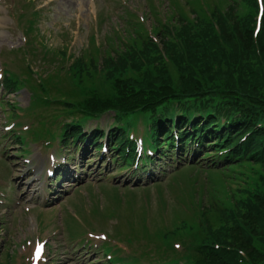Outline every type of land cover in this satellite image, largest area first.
I'll use <instances>...</instances> for the list:
<instances>
[{
	"label": "trees",
	"instance_id": "1",
	"mask_svg": "<svg viewBox=\"0 0 264 264\" xmlns=\"http://www.w3.org/2000/svg\"><path fill=\"white\" fill-rule=\"evenodd\" d=\"M223 2L202 4L192 18L181 16L173 33L158 21L154 31L162 48L146 30L140 31L141 23H130L122 33L113 31L112 42L108 39L98 53L78 55L62 76L72 86L59 91L65 93L59 101L75 116L63 126L64 141L72 138L78 144L85 139L87 121L112 113V149L121 160L132 161L135 142L127 130L142 114L147 143L160 155L177 148L181 160L220 174V180L207 181L211 191L190 183L197 194L189 202L192 212L166 233L177 234L184 250L178 252L168 239L167 255L159 264H264V14L254 33V13L238 14V3L245 1H228L226 8ZM248 5L258 9L256 1ZM93 73L104 76L102 92ZM56 75L38 83L47 97ZM8 83L17 89L15 78ZM195 144L199 148L193 150ZM187 150V155L193 153L189 159L183 158ZM241 168L237 179L230 180L226 172L233 175Z\"/></svg>",
	"mask_w": 264,
	"mask_h": 264
},
{
	"label": "rangeland",
	"instance_id": "2",
	"mask_svg": "<svg viewBox=\"0 0 264 264\" xmlns=\"http://www.w3.org/2000/svg\"><path fill=\"white\" fill-rule=\"evenodd\" d=\"M152 1L159 5L161 13L168 11L170 0ZM220 1L176 0L173 4H179L180 8L175 19L172 20L170 14H163L165 27L173 33L181 16H196V9L200 10L202 4L206 6ZM234 1L238 3V0ZM243 1L253 4L258 0ZM226 2L222 4L224 8ZM245 2L238 3L240 16L250 11ZM150 4L151 0H0V69H13L26 77L25 64L30 59L38 81L47 66L50 69L54 65L40 52L30 57L27 51L29 44L22 47L26 43L24 31L28 37L35 38V33L28 30L30 19L35 17L34 10L39 13L40 37L46 39L51 48L67 47L75 56L80 53L90 56L98 53L94 36L98 42L105 43L108 39L112 42L113 31L129 25L125 21L131 16L127 12L129 10L135 13L134 22L141 23L138 17L145 16L144 23L154 35L156 26L152 22L155 16L150 11ZM20 14L24 16L19 17ZM144 30L140 28L141 32ZM130 39L135 43L133 38ZM137 41L141 45V41ZM35 46L34 42L33 48ZM69 59L75 57L69 55L66 60ZM169 68L170 71L175 69L172 64ZM90 77L95 79L94 84L101 92L107 87L102 81L103 75L102 79L96 73ZM71 86V80L68 77L63 79L58 73L48 86L53 89L51 95L47 97L44 93L46 99L52 100L44 105L39 99L42 90L31 92L35 88L31 86L10 93L1 87L0 82V262L9 251L13 252L11 264H32L33 249L38 245H45L48 259L41 264H112L108 257L116 260L117 264H149L150 261H161L167 255L164 251L165 247L169 249L168 239L178 252H182L184 245L178 235L166 233L187 214L191 196L196 194L191 184L198 185L197 179H202L203 189L211 191L204 178L208 175L220 180L217 171L209 170L207 173L187 164L176 166L177 159L166 156V159H159L160 164L153 165L155 171L149 169L151 176L142 175L140 182H136L140 177L138 173L133 174L136 171L121 169L120 161L108 162L106 157L115 155L112 151L101 158V152L94 153L91 146L82 152L85 145L82 142L80 150L71 144H68L69 148L59 150L45 140H37L31 141L32 145L27 147L29 152H24L17 142L13 132L19 130V125L16 128L15 124L18 112L24 115L17 117L20 116L25 126L31 125V128L32 122L40 126V119L48 117L44 119V127L50 132L48 138H61L59 122H55L51 114L57 111V104L62 105L59 100L65 93L59 91ZM32 99L39 101L38 107L33 104L27 108ZM7 102L16 104L15 109ZM140 117L146 118L137 114L133 121ZM111 118V115H105L99 122H89L85 130L95 128L97 124L108 130L113 121ZM35 126L26 133L19 131L24 140L27 139L25 134L32 136ZM140 126L146 128L147 120H138L131 128L137 131ZM143 134L147 137V133ZM61 155L68 156V163ZM169 160L173 161L170 162L172 166L168 164ZM66 163L69 170L77 171L78 180L72 181L71 185L64 183L63 187L58 185L62 175L59 179L51 178L47 170H55ZM177 168H180L178 173ZM242 170L235 171L233 175L230 171L226 174L231 176L230 180L237 179ZM247 171L251 172L249 168ZM59 173L63 174L62 171ZM160 179L163 183L153 185L154 180ZM225 182L230 185V181ZM94 236L104 238L103 242L99 238L95 241ZM38 240H46V244L35 245ZM170 251L175 252L174 249Z\"/></svg>",
	"mask_w": 264,
	"mask_h": 264
}]
</instances>
